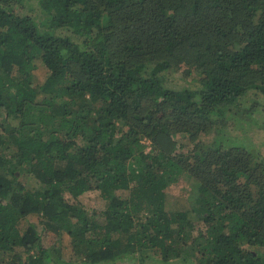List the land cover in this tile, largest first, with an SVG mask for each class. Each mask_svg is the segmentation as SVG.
<instances>
[{"label":"trees","instance_id":"1","mask_svg":"<svg viewBox=\"0 0 264 264\" xmlns=\"http://www.w3.org/2000/svg\"><path fill=\"white\" fill-rule=\"evenodd\" d=\"M37 1L43 27L0 0V264L122 252L146 264L151 251L171 264H264V155L221 128L197 139L229 119L244 126L251 99L264 113V0ZM182 66L198 85L166 86ZM186 176L194 217L166 209ZM92 190L103 205L89 213L79 197Z\"/></svg>","mask_w":264,"mask_h":264},{"label":"rangeland","instance_id":"2","mask_svg":"<svg viewBox=\"0 0 264 264\" xmlns=\"http://www.w3.org/2000/svg\"><path fill=\"white\" fill-rule=\"evenodd\" d=\"M21 3H17V0H13L14 8L16 11L24 12L30 14L36 23L43 27V23L47 21V14L43 12L38 4L37 0H20ZM61 34H66L70 36H74V33L71 29H61ZM46 77V69L37 64L36 69L33 71V81L36 85L42 84L44 78ZM164 83L168 87L174 88H183V89H191L193 86L198 85V79L200 78L199 71L195 69L193 66H182L177 69H171L163 74ZM42 97V95H39ZM258 100H260L258 98ZM253 104L250 109L257 110L250 118L244 123V126H235L234 121L229 119L227 123L218 124L213 127L208 133L200 134L199 139L205 143H212L216 137H219V133L221 129L227 130V132L232 134V139H238L243 141V143H247L250 141L251 145L256 147L262 155H264V113H259L263 108L262 104H258L257 102L251 99ZM259 105V106H258ZM234 127V129H233ZM182 136L186 135H177L175 139L179 140ZM184 138V137H183ZM182 138V139H183ZM181 139V141H182ZM145 144L148 146L149 141L145 140ZM197 183L194 179L189 177L183 178V184L181 185H172L167 189V193L165 196L166 209L168 210H188L189 215L194 217L195 214L190 212V203L192 199H188L189 196H195V187ZM116 196L121 198H125L127 196V191H117L115 192ZM80 205L86 209L89 213L94 211V209L98 210L102 207L103 202L100 201V197L98 191L92 190L84 193L79 197ZM99 211V210H98ZM39 216L37 214H29L25 219L22 220L20 226L25 227L28 223L34 222L38 223ZM201 224V223H200ZM121 249V248H120ZM61 250L62 256L68 258L71 256V243L70 238L66 233H62L61 237ZM261 251V250H260ZM150 253V252H149ZM152 253V254H151ZM150 253V257L147 260L146 264H171V261L163 263L160 259L161 256L159 252ZM21 254L25 256V254L21 251ZM190 257H188L187 262L178 263V264H190ZM171 260V259H170ZM105 264H139L137 260L136 253H127L122 252L120 255L116 256L114 260L110 262H106Z\"/></svg>","mask_w":264,"mask_h":264}]
</instances>
